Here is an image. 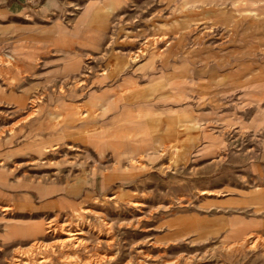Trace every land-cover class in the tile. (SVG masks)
<instances>
[{
	"label": "rangeland",
	"instance_id": "obj_1",
	"mask_svg": "<svg viewBox=\"0 0 264 264\" xmlns=\"http://www.w3.org/2000/svg\"><path fill=\"white\" fill-rule=\"evenodd\" d=\"M15 1L0 264H264V0Z\"/></svg>",
	"mask_w": 264,
	"mask_h": 264
},
{
	"label": "crops",
	"instance_id": "obj_2",
	"mask_svg": "<svg viewBox=\"0 0 264 264\" xmlns=\"http://www.w3.org/2000/svg\"><path fill=\"white\" fill-rule=\"evenodd\" d=\"M5 7L8 9L9 14L11 15H17L21 13V10L23 9L22 6L20 5L19 1H15V0H5ZM46 3H48L49 5H47ZM45 4L47 6H50L51 8L53 7L52 2L49 0L48 2H46Z\"/></svg>",
	"mask_w": 264,
	"mask_h": 264
},
{
	"label": "built area",
	"instance_id": "obj_3",
	"mask_svg": "<svg viewBox=\"0 0 264 264\" xmlns=\"http://www.w3.org/2000/svg\"><path fill=\"white\" fill-rule=\"evenodd\" d=\"M25 2H29V3H40L41 0H24Z\"/></svg>",
	"mask_w": 264,
	"mask_h": 264
},
{
	"label": "bare ground",
	"instance_id": "obj_4",
	"mask_svg": "<svg viewBox=\"0 0 264 264\" xmlns=\"http://www.w3.org/2000/svg\"><path fill=\"white\" fill-rule=\"evenodd\" d=\"M60 227H61V226H60ZM63 227H64V225H63ZM70 233H71V232H70ZM75 238H76V237H74V239H75ZM71 240H72V237L66 239V241H71ZM66 241H65V242H66ZM74 241H75V240H74ZM63 242H64V241H63ZM61 244H62V243H61ZM62 245H63V244H62ZM90 261H91V260H90ZM92 261H93V260H92ZM88 263H89V261H88ZM92 263H93V262H92ZM89 264H90V263H89Z\"/></svg>",
	"mask_w": 264,
	"mask_h": 264
}]
</instances>
